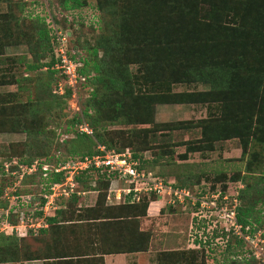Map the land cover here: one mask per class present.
Instances as JSON below:
<instances>
[{
  "label": "rangeland",
  "instance_id": "obj_1",
  "mask_svg": "<svg viewBox=\"0 0 264 264\" xmlns=\"http://www.w3.org/2000/svg\"><path fill=\"white\" fill-rule=\"evenodd\" d=\"M46 28L55 48L59 34L69 54L98 64L102 82L68 85L57 49L43 68ZM206 72L227 74L215 94ZM118 74L127 86L106 82ZM97 146L188 196L140 217L145 208L104 204L112 178L91 172L75 200L55 199L43 233L7 227L23 210L6 211L11 195H32L33 208L50 191L3 164ZM142 200L158 201L133 204ZM118 251H140L134 264H264V0H0V264H104Z\"/></svg>",
  "mask_w": 264,
  "mask_h": 264
},
{
  "label": "built area",
  "instance_id": "obj_2",
  "mask_svg": "<svg viewBox=\"0 0 264 264\" xmlns=\"http://www.w3.org/2000/svg\"><path fill=\"white\" fill-rule=\"evenodd\" d=\"M57 46L54 50L57 52V68L63 75L65 82L73 86L78 81H84L77 74V69L81 64L74 62L67 56L66 43L61 41L59 34L57 35ZM81 134H90V131L85 125L79 127ZM10 165L17 166V170L10 171ZM3 171L6 175H17L20 179L24 175L39 176L40 180H48L51 175L61 174L60 180L56 183H47L49 193L43 195V203L33 206L35 200L32 195H14L11 199L15 202L19 200V207L23 209L18 211L17 225L9 226L10 229L22 231L20 236H25L28 231H36L46 227L44 219L50 216H44V213L50 209L58 210L55 202L57 197L69 198L75 193L78 183L76 178L87 170H94L100 173H106L111 176L110 187L106 196V202L110 205L133 204L141 198H149L153 196L158 199L163 205L173 203L181 204L188 196L184 190L173 188L171 184L164 182L155 175L147 172L135 163L128 152L113 153L105 149L104 146H97L95 153L91 156H85L75 160H69L65 163L48 164L39 161H33L29 166L17 165L15 161L12 164H3ZM42 186V184H41ZM15 193V192H12ZM110 193L113 194L110 197ZM13 196V195H12ZM23 196V197H22ZM166 196V199L163 197ZM56 204V205H55ZM30 207V209H28ZM35 207L36 210H35ZM34 210L41 213V217H33ZM13 213H16V211ZM29 213V215H27Z\"/></svg>",
  "mask_w": 264,
  "mask_h": 264
},
{
  "label": "trees",
  "instance_id": "obj_3",
  "mask_svg": "<svg viewBox=\"0 0 264 264\" xmlns=\"http://www.w3.org/2000/svg\"><path fill=\"white\" fill-rule=\"evenodd\" d=\"M25 5H29L28 3H24ZM44 29V28H43ZM51 34H50V32ZM44 35V39H45V42H47V51L49 52L48 56H49V62L46 63V64H41V66L43 68H47V67H51L53 65V50L56 46V41H55V37L53 36L52 34V30H49L46 28V30H44V33L42 34ZM116 44H118V42H116ZM6 46V45H5ZM112 47L111 45V40L110 38L106 39L105 40V44H104V48L106 49V54H108V49L109 47ZM66 51L67 53L69 54V50L67 48V45H66ZM75 52H73V54H69V58L72 59L74 62H77L79 64H81V67H79L77 69V74L83 78L84 81H78V85L82 86V85H91V86H96L98 84H100L102 82V76L100 75L99 73V69L97 68V65L98 64H93V61L91 62V60H89V58L87 57V55H85V57H81L82 55L79 54V51L77 50H74ZM91 56L95 58L96 56V50H91L90 52ZM91 56H89L91 58ZM104 63L108 66L109 70H110V61H109V58L106 56L105 59H104ZM40 65L38 64H33V63H29L28 66H26V70L32 72V71H35L36 69L40 68L39 67ZM108 70V71H109ZM121 74H118L117 76V80L115 81L113 78H108L106 80L107 83H109L111 86H114V85H119V86H122L125 84V86H127L128 82H126V80H122L121 79ZM204 76L207 77V79H210L208 84H209V87L210 89L212 90V93H216L218 90H220V83H217L215 82V80H217V78H220V77H227V74L224 73L223 75H216V74H211V73H204ZM216 85V90L213 91V86ZM238 90H244V88H239ZM246 92V91H245ZM209 93V92H208ZM211 93V92H210ZM247 93V92H246ZM95 95L94 91L92 90L90 92V96L93 97ZM211 95V94H210ZM229 112V111H228ZM240 113H243V112H240ZM83 116H85L86 118L89 117V114H88V111L85 110L83 112ZM231 117V116H230ZM229 118V117H228ZM77 123H78V120H77ZM68 131V130H66ZM70 131V130H69ZM81 136V134H79ZM106 149V148H105ZM107 150V149H106ZM95 153L92 152V153H87V154H84V155H80L78 158H83L85 156H91ZM54 156V155H53ZM54 158V157H53ZM33 161H39L41 163H48V164H54L56 165L57 163H65L67 160L63 159V158H60V156H57L55 157V159L52 160L51 156H44V157H41V158H37V159H34ZM33 161H30V162H21V164H23L24 166H29ZM17 163V162H16ZM15 166V165H14ZM17 167V166H15ZM140 168V167H139ZM10 171H12L10 168H9ZM97 173L96 171L94 170H87L83 173H81L77 178H76V182L78 183V190H79V184L81 182V180L79 179L81 176H84V175H88V173ZM105 174L108 178H111V176H108L106 173H103ZM60 177H61V174L59 175H51V177L47 180V182L49 183H56L60 180ZM39 178V176H38ZM106 183H109V180L107 179L106 180ZM75 196L72 195L70 197V200H75ZM105 199H106V195L103 197V203L105 204ZM40 204L43 203V200L40 199ZM146 201L145 200H142L141 201V204H121V205H116V206H125V207H128L127 209L129 210H132V209H136V208H145L144 210H142L143 212L140 213V217H144L145 213H146V209H147V206L148 204L154 202L153 200L149 203H145ZM60 212V209L56 210L54 212V216L52 217H46L44 219V222L47 224V227L46 228H42V229H39L37 231V233H43L45 231V229H47L49 227V225H53L55 223V219H56V216L59 214ZM247 213V211H246ZM36 215V216H35ZM136 218H138V216ZM33 217H41V213L40 212H35V214L33 215ZM239 222L243 225L247 224L243 219H239ZM140 251H118V252H115V253H102L103 255H112V254H130V253H138ZM101 261H102V258H101Z\"/></svg>",
  "mask_w": 264,
  "mask_h": 264
},
{
  "label": "crops",
  "instance_id": "obj_4",
  "mask_svg": "<svg viewBox=\"0 0 264 264\" xmlns=\"http://www.w3.org/2000/svg\"><path fill=\"white\" fill-rule=\"evenodd\" d=\"M15 197L14 195L10 197V205L7 208V212H9L10 210L13 209V207H19V200L17 201H13L11 198ZM155 203H161L160 201H156V202H152L150 203L151 205L155 204ZM146 220L143 219V221ZM8 227V226H7ZM140 254L139 253H130V254H118V255H114V256H106L104 257V264H134V261H139L140 260Z\"/></svg>",
  "mask_w": 264,
  "mask_h": 264
}]
</instances>
